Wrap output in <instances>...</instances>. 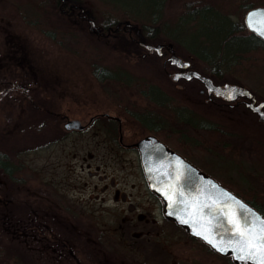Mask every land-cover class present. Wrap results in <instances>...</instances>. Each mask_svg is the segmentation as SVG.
<instances>
[{
  "label": "rangeland",
  "instance_id": "374dc122",
  "mask_svg": "<svg viewBox=\"0 0 264 264\" xmlns=\"http://www.w3.org/2000/svg\"><path fill=\"white\" fill-rule=\"evenodd\" d=\"M38 1L0 0V79L3 81V83L0 82V84L2 83L0 90H4L2 97H0V147L6 150L17 162L23 164L19 176L25 179L21 184L9 182L3 177L4 184L0 187V204L2 205L0 211H6L5 215H11L10 218L13 213L15 215L16 213L22 214V209L26 207L25 204L11 200L12 197L9 195L13 194L16 198L18 196L21 200L23 198L28 199L27 195L30 188L33 189L35 185H38V188H44L43 183L46 178L65 179L64 176H67L68 188H74L75 184L82 181L83 186L81 188L84 191V196H92L97 192L95 184L102 185L107 181L102 182L97 176H91L88 173L89 169L114 176L116 180H120L121 176L130 169L128 163L112 162V159L109 158L111 150L108 148V143H105L107 139L104 138L103 134H101L102 137L98 135L99 138L91 130H86L83 133L52 134L56 129L52 128L49 123H47L46 128H43V133L37 132L36 128L40 126L44 118L39 111L30 107L28 95L33 96L37 103L54 108L56 112H63L70 118L88 121L95 113L107 109H116L117 106L113 104L112 99L117 100L121 98L120 95L126 92L130 93L132 97L137 96L138 91L134 83L140 78L146 79L147 74L151 75L148 67L146 68L145 65L136 62L137 58L134 56L127 55L126 50L131 47L130 45L124 43L118 47H112V45L107 44L108 50L106 51L109 54H105L106 60H114L123 64V67L117 68V70H124L128 72V75L117 73V76L123 78L126 76L132 85L126 86L125 89L128 90H124L115 82H98L89 65L91 60L82 55L87 43L97 44L96 40L92 41L87 34L84 37L82 31L77 28L70 29L71 25L63 18L59 19V24L65 42L57 43L49 39L43 32L45 21L40 19L44 23L40 27H35L30 22V20H39V15L33 14L31 10L34 9L29 6L38 7ZM87 1L90 9L101 23L108 18H124L138 27L152 24L150 18L147 19L146 16L144 17L146 19L143 20L138 15L129 13V11L136 13L146 11V4L152 0ZM187 4H211L213 8L228 15L232 20L243 24L249 10L246 5L264 6V0H166L161 17L155 23L159 28L161 27L160 36L154 39L157 42H173L180 54L185 57L189 56V58L193 56L194 64L205 72L210 65L205 64L194 53H191L192 50L211 58L227 60L219 62L220 65L216 66L219 70V77L230 82L241 83L257 92L264 93V49L248 53L244 59L240 60L241 62H238L235 49L233 51L228 46V42L231 40L230 36L219 37L217 44H212L207 39V35L208 38L211 36L208 31L209 28L215 23L225 27L224 21L219 20V17L212 13L207 16V24L201 20L197 22V19H184L180 16ZM45 6L48 5L45 4ZM157 7L154 6V11L157 10ZM87 32L98 39L94 32ZM168 34L171 37H168ZM152 74L154 75V73ZM129 75L134 78H129ZM18 77L20 83L26 84L24 87L28 86L25 88L27 91L25 94L20 92L18 88H12L13 83L19 82ZM161 81L164 89L170 91L171 84L168 79L163 77ZM174 89L180 95L182 94V91L177 88ZM108 93L111 95L110 99L106 95ZM192 94H194L193 91L189 92V97L194 98ZM33 105L35 106V104ZM194 107L195 105L191 104V108ZM202 108L209 114L207 106H202ZM182 110L186 111L185 107L180 106L181 113ZM163 112L168 117L175 116L171 107H163ZM186 116L195 120L193 121L195 123L199 122L190 113H186ZM60 118L61 121L51 124L62 125L63 127L65 118L62 116ZM63 129L65 130L64 127ZM93 141H102V143L95 144ZM229 152L239 154V156L234 157L237 163L231 158L226 161V163L230 162L229 168H234V171H231L232 178H240L235 173L236 168H239L252 181L253 185L264 188L262 186L264 185L263 169L258 168L256 159L253 156L250 157L245 148H232L229 149ZM207 158H209L208 153ZM258 174H261L260 177ZM131 179L133 181L134 176H131ZM120 185L123 186V183ZM109 206L106 207V205L99 203L100 236L107 243V239L104 238L107 234L111 243L115 244V248L121 254L128 256L120 255L121 259H125V264H158L160 260L167 259L166 251L155 242L138 239L135 243L137 238L131 233L125 236L127 239L125 242L120 240L119 227L117 222L112 221L114 217L109 213V209H111ZM1 215L0 212V237H2L0 243L4 247V253L0 254V264H29L28 244L20 243L24 236H18L19 234L14 232L12 227L11 229L4 228L1 224ZM106 222H111V225L107 226ZM176 227L178 226L175 224H169L167 231L173 232V236L178 239L174 244L175 247H171L175 250V256H177L175 258H184L185 260L184 262L180 259L178 264H188L187 262L190 260L187 259L189 258L196 259L194 264H205V257H207V264H236L230 256L218 255L212 252L208 246L206 251L202 243L192 244L186 233ZM103 230L107 233L105 234ZM84 232L90 234L91 229L85 227ZM18 251L22 255L17 257ZM169 264H175V262L170 260Z\"/></svg>",
  "mask_w": 264,
  "mask_h": 264
},
{
  "label": "flooded vegetation",
  "instance_id": "af4514ba",
  "mask_svg": "<svg viewBox=\"0 0 264 264\" xmlns=\"http://www.w3.org/2000/svg\"><path fill=\"white\" fill-rule=\"evenodd\" d=\"M62 4L63 12L74 16L76 21L84 20L87 31L94 32L98 40L103 41L104 38L109 39L118 32H126L130 36V41L136 44L133 46L129 44L131 46L129 51L133 50L132 48L137 50L134 55V58H137L136 62L150 69L151 75L147 74L146 79L140 78L134 83L138 91L137 96L132 97L125 91V94L119 96L121 98L112 99L113 104L117 106L116 109L95 113L88 121L80 119L83 122L82 128L67 129L65 123L70 117L48 107L49 112L53 111L65 118L63 127L66 133H83L91 130L96 136L102 137L103 134L107 139L105 143H108L111 150L109 158L112 162L128 163L130 169L120 180H116L114 176L101 174L98 170L89 169L88 173L91 176H97L102 182L107 181L102 185L96 183L97 192L92 196H84L82 181L75 184L74 188H68L67 176H64L65 179L46 178L44 188H38V185L30 188L28 199L21 200L18 196L16 198L13 194L9 195L12 197L11 200L25 204L26 208L22 209V214L13 213L11 218V215H5L3 210L0 211L1 224L6 229L12 227L18 236H24L20 243L28 244L29 264H125V259H121L120 255H126L115 248L107 232L103 230L107 243L100 236L99 203H102L106 207L110 205L109 213L114 217L112 221L117 222L120 240L125 242V236L131 233L137 238L135 243L138 239H146L157 243L166 251L167 259L160 260L158 264H169L170 260L178 264L180 259L185 262L184 258H175L177 257L175 250L171 247H175L178 239L173 236V232L167 231L169 224H175L178 226L177 229L183 230L192 244L202 243L206 251L208 246L212 252L230 256L238 264L231 253L222 254L214 250L203 239L192 236L186 227L166 215L164 199L152 189L147 178L138 143L145 138L152 139L154 143L160 141L173 151L172 153L182 155L205 174L213 176L264 216V188L253 185L239 168H236L235 173L240 178H232L231 171H234V168L228 167L230 162L226 163L229 161L228 158L234 160L236 155L239 156L237 152H229V149L245 148L250 157L256 159L258 168L263 169L264 173V116L261 117V113L264 115V93L248 87L252 92L250 95L243 94L229 99L225 95L217 94L198 77L181 76L176 79V73L196 69L210 76L216 84L243 85L223 80L216 73L203 71L194 64L193 56L189 58L180 54L171 41H161L164 44L162 52L155 48L149 49L145 43L159 42L144 38V30L133 25L128 19L122 18L113 24L115 18H108L101 23L96 14L78 0H62ZM171 43L177 54L191 61L189 67L183 68L171 63L169 59L173 53ZM102 57L103 59L89 62L98 82H115L122 89L128 90L125 87L132 85L125 76L128 72L117 70L122 68L123 64L106 60L105 54ZM117 73H124L125 78L117 76ZM163 77L170 82V91H166L162 86ZM19 79L18 77V81ZM0 82L3 83L1 79ZM19 84L25 85L19 81L13 83L12 88L19 90ZM174 88L182 91V94L180 95ZM3 91L0 90V97ZM192 91L194 98L189 97V92ZM106 95L111 98L109 93ZM191 104L195 107L191 108ZM259 105L260 108L255 110V106ZM180 106L185 107L186 111L182 110L181 113ZM202 106H207L209 114ZM163 107H171L175 116L168 117L164 114ZM186 113L194 115L199 122H193L195 120L186 116ZM234 162L237 163L235 160ZM131 176H134L133 181ZM120 183H123V186ZM2 184L1 180L0 187ZM106 225H111V222H106ZM85 227L91 229L90 234H85ZM3 253L4 247L0 243V254ZM20 255L22 253L18 251L17 257ZM205 259L207 264V257ZM187 260H190L188 264H194L196 259Z\"/></svg>",
  "mask_w": 264,
  "mask_h": 264
},
{
  "label": "water",
  "instance_id": "95a60500",
  "mask_svg": "<svg viewBox=\"0 0 264 264\" xmlns=\"http://www.w3.org/2000/svg\"><path fill=\"white\" fill-rule=\"evenodd\" d=\"M250 14H252L251 21ZM245 21L251 31L264 39V6L250 8L246 13ZM253 24L256 27H253ZM145 45L159 52H162L164 46L161 42L145 43ZM171 46L173 51L169 58L171 63L183 68L189 67L191 61L177 54L172 43ZM181 76L198 77L217 94L225 95L229 99L252 93L248 87L236 83L216 84L210 76L196 69L178 72L175 78L178 79ZM259 108L260 105L255 106L254 109ZM263 116L261 113V117ZM65 127L67 129L82 128L83 122L79 118H69ZM158 142L154 143L152 139L145 138L138 145L151 187L165 201L166 215L186 227L192 236L203 239L214 250L222 254L231 253L238 264H261V259L264 258L259 257V253H257V259H240L247 253L241 251L244 247L240 243L242 237L234 230L232 221L238 220L239 227L244 231L251 228L259 234V221L264 216L213 176L205 174L182 155L172 153L173 151L166 145ZM165 192L168 195H165ZM253 213L255 215H252ZM213 240L221 247H227L228 251H221L212 242Z\"/></svg>",
  "mask_w": 264,
  "mask_h": 264
},
{
  "label": "trees",
  "instance_id": "16d2710c",
  "mask_svg": "<svg viewBox=\"0 0 264 264\" xmlns=\"http://www.w3.org/2000/svg\"><path fill=\"white\" fill-rule=\"evenodd\" d=\"M78 1L81 2L87 9H90L87 0H78ZM165 2L166 0L149 1V3L146 4V9H145L146 11H143L141 13L138 12L136 13L128 10L130 14L138 15L140 19L144 20L146 19L144 18L146 16L147 19L150 18L149 20L152 21V24H147L146 26L144 25L140 26L144 30L143 31L144 38L151 40L158 38L160 36L159 34L161 31V27L159 28V26H157L155 23L156 20L161 17ZM45 4H47L48 6H45ZM155 5L158 7L157 10L154 11ZM29 6L30 8L33 7L34 10H31L33 14L40 16V17L38 16L39 20L37 19L30 20V22L35 27L36 26L40 27L44 24L40 19L45 21L43 32L52 41H55L57 43L65 42L62 36L61 26L59 24L60 18H63L68 24L71 25L70 29L77 28L82 31L84 37H86L85 35L87 34L89 39H91L92 41L96 40L97 44L96 43L93 44V42L91 43L88 42L84 50L82 51V55L90 59L91 61L103 59L102 56L104 54H109V52L106 51L108 50L107 44L112 45V47H118L119 45H122L124 43L128 45L130 44L131 46L136 45L134 42L130 41V36L123 31L112 35L109 39L104 38L103 41L95 39L94 36L92 37L87 32L84 20L76 21L74 16H70L69 14L63 12L62 0H39L38 7L34 5H29ZM246 6L247 8H252L253 5L247 4ZM90 10L92 11V9ZM209 13H212L215 16L219 17V20L222 19V21H224L225 23V27L223 25H218V23H215V25L209 28V30L207 29L210 32L209 34H211L209 38L207 35V39H209L212 42V44H217L220 39L219 37L230 36L231 40L228 42V46L232 48L233 51L235 49L234 52L237 53L236 56L239 59L238 62H241L240 60L244 59L246 54L260 49H264V39H262L255 32L251 31L248 28L246 22L241 24L239 22L232 20L228 15L223 14L222 12L213 8L211 4H204V5L187 4L186 9L183 11L180 17L184 19H197V22L201 20V22H205L207 24V16ZM118 21L119 18H116L113 21V24L117 23ZM209 23L212 24V22ZM167 36L169 37L170 35L168 34ZM99 41L101 42V44L99 43ZM130 49L131 47L128 48V50H126V53L128 56L132 57L137 53L136 52L137 50L129 51ZM191 53H194L196 57L202 60L205 64L207 65L209 64L210 66L207 67V71L216 73L217 76L219 77L218 75L219 70L216 66L220 65L219 62L221 63V61H227V60L224 59L219 60L216 58H211L208 55H205L201 52H195L194 50H192ZM229 61L231 63V60ZM129 76L130 78H134L131 75ZM112 77H117V76H112ZM18 86L20 92H22L23 94L27 92L24 90V85L19 84ZM26 87L28 88V86ZM147 92L150 93V91ZM28 98H30L29 99L30 107L34 108L36 111H39L40 115L43 116L44 118L42 119L43 121L41 122L40 126L36 128L37 132L43 133L44 132L43 128H46L47 123H49L52 126V128L56 129L53 131L52 134L60 133L59 135H62L63 132L66 133V130L63 129L62 125L51 124L53 122H59L62 120L58 114H55L53 111L52 113L49 112L48 107L45 104L37 103L34 100L33 96L28 95ZM33 104H35V106ZM22 168H23V164L17 162L6 150L0 147V181L3 180L4 177L9 182L13 181L22 184L25 181V179L22 176H19L20 172L22 171ZM4 186L7 187V185ZM4 212L6 213V211Z\"/></svg>",
  "mask_w": 264,
  "mask_h": 264
},
{
  "label": "snow or ice",
  "instance_id": "6c2138e0",
  "mask_svg": "<svg viewBox=\"0 0 264 264\" xmlns=\"http://www.w3.org/2000/svg\"><path fill=\"white\" fill-rule=\"evenodd\" d=\"M251 17L252 14H250V21H251ZM253 27H256V25L253 24ZM165 195H168V193L165 192ZM242 203L243 202H241V204ZM252 215L255 214L253 213ZM249 219L251 221L252 217L250 216ZM232 223L234 230L237 231V233L242 237L240 243H242L244 247L241 249V251H245L247 253L246 256H241L240 259H257L258 258L257 253H259V257L264 258V218H261L259 221L260 223V227L258 229L259 234H257V232H254L251 228H249L247 231H244L239 227L238 220H233ZM200 234L203 235V233ZM207 238L211 239V237H207ZM212 242L221 251H228L227 247H221V245L217 244L216 241L214 240ZM261 264H264V259H261Z\"/></svg>",
  "mask_w": 264,
  "mask_h": 264
}]
</instances>
